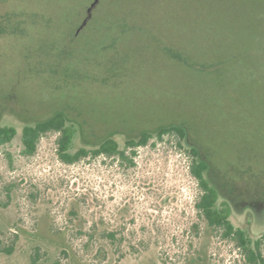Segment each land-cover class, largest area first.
<instances>
[{
    "label": "rangeland",
    "instance_id": "obj_1",
    "mask_svg": "<svg viewBox=\"0 0 264 264\" xmlns=\"http://www.w3.org/2000/svg\"><path fill=\"white\" fill-rule=\"evenodd\" d=\"M92 1L0 0V126L18 131L0 145V264H249L196 207L189 149L235 226L264 236V0H103L80 29ZM59 111L72 152L159 119L189 136L153 137L134 165L67 164L55 132L25 154L24 126Z\"/></svg>",
    "mask_w": 264,
    "mask_h": 264
},
{
    "label": "trees",
    "instance_id": "obj_2",
    "mask_svg": "<svg viewBox=\"0 0 264 264\" xmlns=\"http://www.w3.org/2000/svg\"><path fill=\"white\" fill-rule=\"evenodd\" d=\"M90 1V0H89ZM111 8L116 6L117 0H110ZM103 3L100 4L94 11L93 18L89 22L93 25L99 20L97 10ZM81 19L79 24L81 23ZM3 29V28H2ZM0 27V33L2 32ZM156 125L155 130L143 128L142 133L137 138L127 139L124 145L115 139L113 136H107L96 147H81L75 152H72L74 138L78 132V127L74 123L68 122L66 112L59 111L45 120L37 121L34 125H26L22 131V140L24 145V153L32 155L36 152L40 139L49 132L58 133L57 138L58 154L62 161L67 164L79 162L86 157H112L118 160L121 164H135V155L137 148L147 145L153 137L163 139L168 134H175L179 139V144L183 147L182 141L187 140L189 131L184 124H176L171 122H163L158 120L151 123ZM150 124V125H151ZM17 129L14 126H0V145L6 144L13 140L17 134ZM191 157L190 172L198 181L201 189L200 196L196 202V207L208 224L214 228L223 230V235L236 242L238 248L245 255L249 264H264V236L252 240L248 233L241 227H236L231 220V208L229 204H218L219 194L208 179L206 171L210 168L208 161L205 158L199 159L202 154L198 145H192L189 149ZM13 245H6L0 239V252L12 253ZM35 263V262H34ZM53 264H65L60 259H56Z\"/></svg>",
    "mask_w": 264,
    "mask_h": 264
},
{
    "label": "water",
    "instance_id": "obj_3",
    "mask_svg": "<svg viewBox=\"0 0 264 264\" xmlns=\"http://www.w3.org/2000/svg\"><path fill=\"white\" fill-rule=\"evenodd\" d=\"M101 0H93L90 5L87 7L86 10V16L84 17L81 25H80V29L85 27L93 18L94 15V10L96 9V7L98 6V4L100 3Z\"/></svg>",
    "mask_w": 264,
    "mask_h": 264
}]
</instances>
